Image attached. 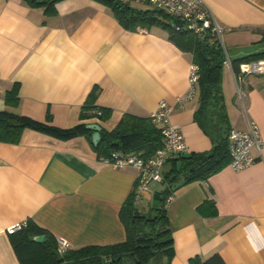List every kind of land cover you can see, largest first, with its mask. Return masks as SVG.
<instances>
[{"label":"crops","instance_id":"crops-1","mask_svg":"<svg viewBox=\"0 0 264 264\" xmlns=\"http://www.w3.org/2000/svg\"><path fill=\"white\" fill-rule=\"evenodd\" d=\"M203 1L223 28L230 61L262 39L264 0ZM127 2L144 8L142 2ZM191 63V54L163 30H126L95 0H61L51 15L23 0H0V111L71 128L97 87L96 104L111 114L88 124L111 130L124 113L150 117L164 100L174 106L170 120L184 135L186 154L208 151L212 142L194 121L196 94L176 102L189 91ZM14 83L20 103L9 108L3 96ZM222 86L231 128L246 130L249 117L264 139V74L247 78L248 116L234 101L233 71L226 65ZM252 155L255 162L245 169L226 165L206 181L175 188L166 204L171 264L213 253L225 264H264V147L260 154L252 149ZM168 168L166 162L164 171ZM137 176L134 167L116 168L98 158L84 135L60 139L26 128L17 143L0 142V264H20L8 229L29 218L71 248L124 241L118 213ZM161 187L148 185L142 198L151 203ZM205 199L214 201L215 217L198 212Z\"/></svg>","mask_w":264,"mask_h":264},{"label":"trees","instance_id":"trees-1","mask_svg":"<svg viewBox=\"0 0 264 264\" xmlns=\"http://www.w3.org/2000/svg\"><path fill=\"white\" fill-rule=\"evenodd\" d=\"M29 7H41L46 15L55 12V4L61 0H23ZM107 7L117 22L126 30H149L159 28L166 32L168 39L179 49L191 54L192 63L198 67L195 84L197 106L194 121L210 138L212 148L204 152H192L179 157L169 158V168L164 171V181L156 204L147 212L138 208L134 202L138 186H134L119 209V219L124 227V241L106 245H85L70 248L65 253L57 252V239L32 219H27L21 228L9 233L10 244L20 264H171L173 239L166 213V197L173 193L176 184H189L206 181L212 174L229 164L228 135L231 129L224 95L222 92V67L225 53L219 41L204 33L197 35L185 29L182 24L162 10L144 4V8L130 5L122 0H95ZM264 40V33L262 39ZM260 40V41H261ZM264 59V50L231 59L236 72L239 64ZM19 84L14 83L5 91V106L17 108L20 103ZM98 88L93 87L87 95L79 112L80 122L71 128H58L45 122L21 115L12 110L0 111V142L15 144L26 128L41 131L60 139L84 135L96 152L98 158H111L112 152L136 154L147 160L161 146V129L151 117L124 113L111 129L101 128L98 145L92 144L93 131L88 130L87 121H104L110 117L111 110L96 104ZM46 120H51L49 112ZM198 212L205 217H215L217 209L214 201L205 199L197 206ZM43 235L42 242L33 240ZM163 258L164 263H163ZM129 262V263H128ZM188 264H225L219 253L202 259L191 257Z\"/></svg>","mask_w":264,"mask_h":264},{"label":"built area","instance_id":"built-area-1","mask_svg":"<svg viewBox=\"0 0 264 264\" xmlns=\"http://www.w3.org/2000/svg\"><path fill=\"white\" fill-rule=\"evenodd\" d=\"M127 1V0H122ZM142 2L156 9L162 10L171 17L178 20L182 26L197 35L209 33L215 37L224 53L225 59L223 65L229 66L233 71L235 91L234 101L238 107L242 109L248 116V92L246 90V81L250 75L264 74V59L243 62L239 64L238 70L235 72L231 66V61L223 41V28L204 3L203 0H134ZM198 78V67L191 63L189 69V91L185 96L177 98V104L195 97V84ZM174 106L168 102L161 100L157 109L150 115L152 121L161 129V146L156 149L151 158L144 160L136 154H123L121 152H112L111 158H102L116 168L134 167L138 169V186L135 191L134 202H139L142 193L147 189L151 182L162 183L164 181V166L169 158L179 157L187 153V146L184 135L178 125L170 120V115ZM229 141V166L235 171L245 169L255 162L252 155V149L258 154L264 147V139L260 136L259 128L256 122L247 117V129L239 130L231 128L228 135ZM174 198V194L170 193L166 197V203ZM23 224L16 225L8 229L11 233ZM71 245L65 239H57V252L65 253Z\"/></svg>","mask_w":264,"mask_h":264},{"label":"rangeland","instance_id":"rangeland-1","mask_svg":"<svg viewBox=\"0 0 264 264\" xmlns=\"http://www.w3.org/2000/svg\"><path fill=\"white\" fill-rule=\"evenodd\" d=\"M223 39H224V35H223ZM224 46H225V49H226L228 55L230 56L229 47H228V45H227L226 42H224ZM260 50H264V40H261V41H257V42L252 43L251 46L245 51L246 52L245 55L252 54V53L257 52V51H260ZM222 92H223V95L226 97L225 86H222ZM225 105H226V103H225ZM227 110H228V108H227ZM227 113H228V111H227ZM154 185H157V183L151 182L149 184L150 188L152 186H154ZM151 206H152V202L150 203L145 198H141V200L138 203V208L142 212H145V213L147 212L148 208L151 207Z\"/></svg>","mask_w":264,"mask_h":264},{"label":"water","instance_id":"water-1","mask_svg":"<svg viewBox=\"0 0 264 264\" xmlns=\"http://www.w3.org/2000/svg\"><path fill=\"white\" fill-rule=\"evenodd\" d=\"M86 128L88 130L93 131L92 144L94 146L98 145V143L100 141V130H101L100 125L98 123H89V124L86 125ZM180 183H181V181L179 183H177L176 186H178ZM157 200H158V195L155 193L153 195L154 204H156ZM33 240L40 243V242H42L44 240V236L43 235L34 236Z\"/></svg>","mask_w":264,"mask_h":264}]
</instances>
